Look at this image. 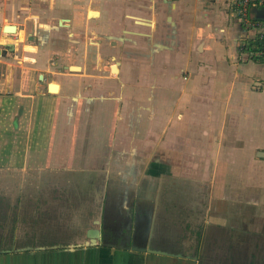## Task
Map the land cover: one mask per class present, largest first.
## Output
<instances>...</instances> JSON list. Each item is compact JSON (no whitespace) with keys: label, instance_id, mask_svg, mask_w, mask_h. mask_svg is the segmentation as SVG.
Returning <instances> with one entry per match:
<instances>
[{"label":"crops","instance_id":"1","mask_svg":"<svg viewBox=\"0 0 264 264\" xmlns=\"http://www.w3.org/2000/svg\"><path fill=\"white\" fill-rule=\"evenodd\" d=\"M253 1L262 6L250 18L264 20V0ZM236 2L0 0V169L35 171L46 184H108L97 211L87 204L76 248L25 257L202 264L178 249L173 207L161 202L175 195L182 219L199 199L204 235L209 225L222 233L215 264H264V60L242 50L256 34L243 29ZM166 176L190 187L166 195ZM257 176L247 189L244 179ZM138 194L154 204L131 213ZM224 232L232 243L248 239L247 263L225 251ZM149 245L168 255L140 251Z\"/></svg>","mask_w":264,"mask_h":264},{"label":"rangeland","instance_id":"2","mask_svg":"<svg viewBox=\"0 0 264 264\" xmlns=\"http://www.w3.org/2000/svg\"><path fill=\"white\" fill-rule=\"evenodd\" d=\"M11 62H15L13 57ZM258 152L263 154V150H258ZM256 158L259 159V156ZM0 170V264H46V261H43V258L41 257L29 259L25 256H30L34 253L44 251V255L48 257L46 251H53L55 249H52V247L48 245L40 248V250H37L35 247H31L29 245L27 247L25 244L36 240L40 241L43 238L49 241L50 244L56 238L61 237V234L70 236L75 231H79V227L81 229V222L83 224L84 220L89 215L86 214L89 202L91 201V209L97 211L98 207L103 205V200L101 198H97V192L99 191L103 193L108 185L107 183L102 182H80L73 184L71 182L58 181L46 184L43 181L45 177L35 171L22 173V170H14L12 168ZM83 174V172L80 173V175ZM101 174V172H98L96 177L98 179L102 178L100 176ZM78 175L75 176L76 179L79 178ZM213 176L216 177L217 174L215 173ZM50 178L54 180H61L60 178L62 177L54 175V177ZM163 180L164 182L161 183V186L166 195L171 191L168 190L170 189V186L173 188V193L177 190L182 191V196L185 188L187 186L190 187L188 184L184 183H179V185L178 183L174 184L180 180V177L171 178L166 176L162 179V181ZM244 180L246 182V187H248L247 189L252 190V188H254L253 177ZM187 181L190 182V180ZM216 181L217 179L215 178L214 184ZM214 184L212 182L211 186ZM258 193H260V191ZM174 196L171 195L173 198L171 201H169L167 199L169 197L166 196L167 198L161 199V202L164 204L169 202L171 207H176L175 210L169 207H167V209H170L169 213L173 214L171 215V219L180 225L184 222L180 216L181 209H184V204H182L184 203V200H179V198ZM94 198H96V200L93 201ZM192 202L194 203L193 213L196 214L198 213L197 208H201V206L199 207L201 202L199 199ZM66 203L72 207L75 206V210L73 211L70 209V211H67L69 208L67 206L63 207ZM85 206L86 208L84 209L83 207ZM80 209L81 214H75L78 213ZM41 214L44 215V220ZM175 214L177 215L175 216ZM228 219H231L230 215ZM246 219L247 217L238 221L243 222ZM42 221H46L44 222V225H42ZM54 222L63 224L59 233H55V231L52 230ZM193 223L194 224L192 226H186L185 228L188 230L190 228L198 229V233L200 234L198 246L199 253L202 261L204 262L202 264L211 261L212 264H215L213 259H215V257L218 256V254H221L224 250L222 246H219L220 239L223 237L222 233L217 230L218 227L209 225L208 234L204 235L206 225L205 223H202V216H200V214L194 217ZM32 224L35 227L34 230L31 228ZM233 238L234 235L224 232L225 240L223 244L228 245L225 248V251L242 255L245 258L244 262H246V259L249 257L248 251L249 249L251 250V248L247 245L244 247L240 246V244H243L244 242L248 244V239L243 241L241 238H236L239 242L235 240V243H232L231 240ZM58 249L65 248H57V250ZM257 250L259 251V249ZM255 252L252 250L251 256L255 257ZM35 255L39 256L38 254ZM52 255L54 256L57 254L54 252L51 253V255H49L50 258ZM53 259H56V257H53ZM253 259H256V257ZM49 264L53 263L49 261Z\"/></svg>","mask_w":264,"mask_h":264},{"label":"flooded vegetation","instance_id":"3","mask_svg":"<svg viewBox=\"0 0 264 264\" xmlns=\"http://www.w3.org/2000/svg\"><path fill=\"white\" fill-rule=\"evenodd\" d=\"M262 154V153H261ZM264 157V150H263V156H259L258 160H262ZM257 179H260V176H257ZM258 180H253V182H257ZM259 183H263L262 181H260ZM256 186H258V184H256ZM151 194V193H150ZM112 199V198H111ZM114 199V198H113ZM128 210L131 213H139L142 210L145 211V209H149L150 207L153 206V200L152 198L150 199L148 195H146V197H141L140 199V194H138V196L135 195V197L133 198L131 196V199L128 201ZM187 204V203H186ZM186 207V206H185ZM189 208H194V203L192 201H190V203L188 204ZM185 209V208H184ZM187 209V208H186ZM187 211H189V209H187ZM198 213L194 214V210L192 209L191 211H189V213H191V216L186 217L187 221L185 219L183 224H175V226L177 227V230L179 231V235L182 238L183 241H180L179 244V248L180 250H184V254L193 257V259H198L201 258L200 253H199V239H200V234L198 233V229H194V228H190L189 230L186 229V226H192L193 223V219L194 217L198 216V214H200V216L202 215V211L200 209L197 208ZM201 212V213H200ZM41 216L43 217L44 220V215L41 214ZM44 222L46 221H42V225H44ZM41 223V222H40ZM175 223V222H174ZM63 227V224H58V223H53L52 225V230L55 231V233H59V231L61 230V228ZM32 230H34V225L32 224ZM107 231V230H106ZM184 232V233H183ZM82 235V231H75L72 235L70 236H66L61 234L62 239L60 238H56L54 241H52V243L49 244V241L45 240L44 238L42 240H36L33 242H27L25 245L31 246V247H35L37 250H40V248H43L45 246L50 245L54 246L52 248L57 249V248H65L68 247L67 245L71 244L73 248H76L77 246H75L77 244V241L74 240V237H77L78 234ZM79 234V235H80ZM194 234V235H193ZM186 241V242H185ZM56 244V245H55ZM70 247V248H71Z\"/></svg>","mask_w":264,"mask_h":264},{"label":"built area","instance_id":"4","mask_svg":"<svg viewBox=\"0 0 264 264\" xmlns=\"http://www.w3.org/2000/svg\"><path fill=\"white\" fill-rule=\"evenodd\" d=\"M236 5L237 17L240 20L243 29L247 32H255L256 36L253 39L258 40L260 43V49L257 52H249L253 57L257 59L264 60V20L256 21L250 18V11L253 9L260 8L262 2H255L253 0H239V2L234 3ZM242 47V50L248 48V43Z\"/></svg>","mask_w":264,"mask_h":264},{"label":"water","instance_id":"5","mask_svg":"<svg viewBox=\"0 0 264 264\" xmlns=\"http://www.w3.org/2000/svg\"><path fill=\"white\" fill-rule=\"evenodd\" d=\"M259 15H260L261 18L264 19V11H259ZM2 30H3V32H5V33L11 34V33H14V32H15V27L12 26V25H5V26L2 28ZM0 55L5 56V55H6V52H5V51H3V52L0 51ZM41 78H42V76L40 77V79H41ZM50 87H51V90H54L56 86L51 85ZM94 234H95L96 236H98V232H94ZM138 249H139V248H136V247H134V246L131 247V250H132V251H137ZM140 251H141V252L149 253V254H151V255H164V256H165V255H168V254H166V253H164V252H162V251L155 250L154 248L150 247V245L148 246V248L140 249ZM179 256H182V254H179Z\"/></svg>","mask_w":264,"mask_h":264},{"label":"trees","instance_id":"6","mask_svg":"<svg viewBox=\"0 0 264 264\" xmlns=\"http://www.w3.org/2000/svg\"><path fill=\"white\" fill-rule=\"evenodd\" d=\"M260 43L258 40H254L248 43L247 51L249 52H257L260 49Z\"/></svg>","mask_w":264,"mask_h":264}]
</instances>
